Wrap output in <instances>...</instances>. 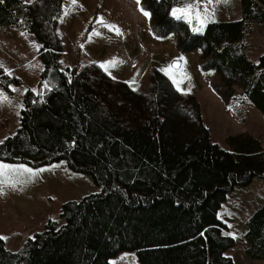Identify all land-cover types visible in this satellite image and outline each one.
Masks as SVG:
<instances>
[{"label": "trees", "instance_id": "16d2710c", "mask_svg": "<svg viewBox=\"0 0 264 264\" xmlns=\"http://www.w3.org/2000/svg\"><path fill=\"white\" fill-rule=\"evenodd\" d=\"M63 0H2L0 28L28 32L38 43V88L22 95L19 126L0 141V161L39 166L64 160L92 177L97 192L60 207L57 220L17 251L0 240V264H110L118 252L139 264H234L226 251L218 210L235 186L264 179V146L248 134L210 138L199 103L180 93L160 69L147 92L115 80L98 64L69 72L60 66L57 25ZM240 16L191 32L168 10L185 0H144L157 34L178 32L181 50L201 48L204 66L217 73L226 98L237 87L264 117V54L253 61L245 37L264 23V0H239ZM20 80L0 67V88ZM1 237V236H0ZM244 254L264 260V203L245 220Z\"/></svg>", "mask_w": 264, "mask_h": 264}, {"label": "rangeland", "instance_id": "374dc122", "mask_svg": "<svg viewBox=\"0 0 264 264\" xmlns=\"http://www.w3.org/2000/svg\"><path fill=\"white\" fill-rule=\"evenodd\" d=\"M139 7L149 13L144 0H140ZM139 7L137 0H75L74 4L72 0H63V12L57 25L62 43L61 68L69 72L93 63L101 67L115 60L114 66L106 65L107 71L101 68L134 90L147 92L149 75L154 69H169L173 62H178L179 69L169 72L175 73L177 81L182 79L180 90L170 75L167 76L180 93L196 97L202 121L213 142L228 149V136L248 133L264 146V117L240 95V90L233 87L224 98L217 73L204 66L201 48L181 50L178 32L157 34L150 15L145 17ZM184 7L186 4L172 6L168 12L171 15L174 9ZM198 8L202 14L207 9L202 24L181 20L194 33L203 32L209 22L233 21L240 16L239 0H212L211 3L198 0ZM66 10L68 15H65ZM101 20L103 23L98 22ZM105 24L115 26L121 34L117 35ZM194 27L202 31H193ZM245 44L247 55L253 61L264 54V23L250 25ZM37 51L38 43L28 32L0 28V67L20 80L19 85L12 84L8 90L0 88V93L8 98L7 102L0 103V140L13 135L19 126L24 91L43 90L44 86L38 88L42 64ZM0 166H3L0 169V188L3 189L0 193V236L5 237L4 246L9 251H17L28 238L42 231L47 220L62 223L59 211L63 203L78 201L100 189L90 175L70 169L64 160L39 166L0 161ZM263 203L264 179L253 178L246 185L235 186L218 210V217L226 226L223 232L236 241V245L226 251L234 264H264V260L245 256L242 238L245 220ZM110 264H139V261L136 253L123 251L110 258Z\"/></svg>", "mask_w": 264, "mask_h": 264}, {"label": "snow or ice", "instance_id": "6c2138e0", "mask_svg": "<svg viewBox=\"0 0 264 264\" xmlns=\"http://www.w3.org/2000/svg\"><path fill=\"white\" fill-rule=\"evenodd\" d=\"M0 2H2V0H0ZM209 3L212 2V0H208ZM225 2H227V0H225ZM72 3H75V0H72ZM186 3V7L181 8V9H174L171 13V15L176 19V20H185L186 22L192 23L193 20L200 22L201 24L204 22V18L207 15V9L204 10V13L202 14L199 11L198 8V0L196 3H194V0H185ZM137 5L138 7L140 6V0H137ZM139 10L141 11V13L145 16V17H149V13L144 10L142 7H139ZM68 11H65V15H68ZM100 23H103V21H98ZM105 27H108L109 30H114L116 32L117 35H120V31L118 28H116L115 26L112 25H104ZM193 31L196 32H200L202 31V28H193ZM98 34V33H97ZM180 60H183V57L179 58ZM117 63V61L113 60V61H109V62H105V64H102L101 67L105 68V70L107 71V67L106 65H111L114 66ZM179 63L178 62H173V65L169 66V69H162V71H165L166 75H170V78L173 80L174 84H177V89H179V83H182V79L180 81H177V79L175 78V73L170 74L169 70L170 69H179ZM8 101V98L6 96H4L2 93H0V103H5ZM0 143H3V141H0ZM3 166H0V169H2ZM28 171V170H25ZM0 175H2V172H0ZM3 189L0 188V193H2ZM5 239V237H0V240Z\"/></svg>", "mask_w": 264, "mask_h": 264}]
</instances>
